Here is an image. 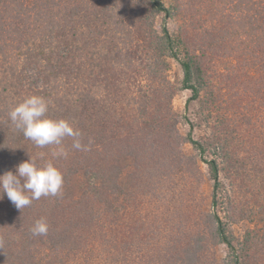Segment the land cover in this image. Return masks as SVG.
<instances>
[{
  "label": "trees",
  "instance_id": "1",
  "mask_svg": "<svg viewBox=\"0 0 264 264\" xmlns=\"http://www.w3.org/2000/svg\"><path fill=\"white\" fill-rule=\"evenodd\" d=\"M182 4L0 0V175L15 174L30 156L39 166L51 161L64 181L61 195L21 209L0 193V264H204L197 256L202 237L185 245L176 235L163 241V213L150 217L143 204L164 201L170 178L195 167L194 157L212 182L205 223L226 249L223 264H264V205L251 212L249 203L230 201L225 181L233 185L239 175L232 151L238 130H230L226 117L211 123L221 100L210 88L207 64L218 43L215 16L223 33L233 25V38L246 37L247 68L264 70V0H184V36L168 27ZM207 12L211 22L202 18ZM172 61L181 73L177 82L168 77ZM181 90L190 93L186 108L200 103L195 116L205 114L199 123L209 137L195 139L196 125L185 113L188 131L178 134L182 118L172 100ZM255 93L264 108V94ZM30 95L48 101L49 118L78 129L87 150L74 149L66 137L67 157L54 158L57 146L40 148L26 139L9 111ZM183 144L196 155H184ZM42 217L48 233L33 236L30 229ZM240 222L245 225L236 233Z\"/></svg>",
  "mask_w": 264,
  "mask_h": 264
},
{
  "label": "rangeland",
  "instance_id": "2",
  "mask_svg": "<svg viewBox=\"0 0 264 264\" xmlns=\"http://www.w3.org/2000/svg\"><path fill=\"white\" fill-rule=\"evenodd\" d=\"M179 2L183 4L179 8L177 16L168 22V27L170 31H181L184 36V0H179ZM202 18L208 19L210 15L207 12ZM214 18L215 16L212 22L210 19L207 22L218 27V29H212L214 30L213 37L217 38L218 43H213V50L208 51L212 57L207 64H209V76L212 79L210 88L221 100V106L219 110L217 108L212 110L210 119L212 123V120L219 121L226 117L231 122L230 130L233 128L238 130L233 137L232 151L235 153L234 164L238 168L240 167L239 175L233 180V185L225 181V186L228 187L226 189L230 190V201L233 206L237 207L245 203L246 207V203H249L250 209L248 211L254 212L257 209L256 206L264 205V108L260 104V99L256 97L257 92L255 93V91H259L260 94H264V83L260 84V80L257 81L259 83L254 81L256 78L262 79L264 77V70H255L254 66H251V69L247 68L250 67L247 65L252 59L244 49L246 37L241 35V38H233L232 31L236 29L233 25H228L229 31L223 33L220 30L221 26L219 27L218 19ZM159 25L160 20H157L156 26L158 28ZM192 33L196 34L194 37L199 38V30ZM192 35L191 38H193ZM168 77L174 82H177L181 77L180 69L174 61L171 63ZM225 84L229 88L224 86ZM219 88L220 90H218ZM189 96L188 91L181 90L176 93L172 100L173 110L182 118L178 126V134L184 137L188 131V126L184 125L185 113L196 125L193 132L194 138L209 137L206 136L209 135V132L200 126L205 114L200 119L199 116H195L200 103H191L187 108L185 107ZM229 105V110L226 112L225 106ZM200 120L201 123H199ZM181 150L186 156L196 155V151L188 144H183ZM194 158L197 162L195 167H192L189 172L179 171L173 180L170 178L172 183L167 185L171 187L168 189L167 186L164 192V201L155 204V200L152 198L146 200L143 203L145 205L144 211L150 217H154L153 214L157 210L163 213V220H159L161 216L158 219L163 241L166 240L165 238L171 240L176 235V237H181L180 240L185 245L190 237L192 241L197 237H202V249L197 255L200 262L223 264L226 249L222 245L215 244L209 227L205 223V215L210 211L212 182L208 178L205 164L198 157ZM171 207H175L176 210L172 212ZM254 214L246 212V215H250L249 217ZM255 221L252 222L251 227L256 223ZM240 223L241 225L234 226L236 233L245 225V222ZM148 229L149 227L146 231ZM168 229H170L169 232Z\"/></svg>",
  "mask_w": 264,
  "mask_h": 264
},
{
  "label": "clouds",
  "instance_id": "3",
  "mask_svg": "<svg viewBox=\"0 0 264 264\" xmlns=\"http://www.w3.org/2000/svg\"><path fill=\"white\" fill-rule=\"evenodd\" d=\"M49 103L40 95H30L16 103L9 111V118L16 129L37 147L57 146L52 153L54 158L67 157L63 147L66 137L73 140L76 150H87L80 141L81 133L64 119H51L46 114ZM43 156V153L40 154ZM63 174L51 161L43 166L37 164V158L30 157L16 167L15 174L8 171L0 175V193H3L17 209L30 206L41 197H57L62 194ZM0 199L3 196L0 195ZM48 224L45 218L35 221L30 231L33 236H46Z\"/></svg>",
  "mask_w": 264,
  "mask_h": 264
}]
</instances>
